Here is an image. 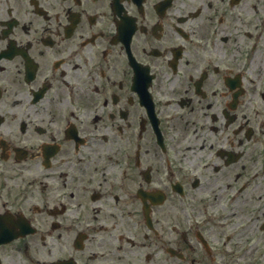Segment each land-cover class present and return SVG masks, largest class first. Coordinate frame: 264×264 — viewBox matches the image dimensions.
Masks as SVG:
<instances>
[{
  "label": "flooded vegetation",
  "instance_id": "obj_1",
  "mask_svg": "<svg viewBox=\"0 0 264 264\" xmlns=\"http://www.w3.org/2000/svg\"><path fill=\"white\" fill-rule=\"evenodd\" d=\"M0 264H264V0H0Z\"/></svg>",
  "mask_w": 264,
  "mask_h": 264
}]
</instances>
